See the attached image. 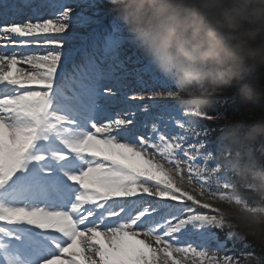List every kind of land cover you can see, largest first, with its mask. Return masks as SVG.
I'll list each match as a JSON object with an SVG mask.
<instances>
[{"label": "snow or ice", "instance_id": "obj_1", "mask_svg": "<svg viewBox=\"0 0 264 264\" xmlns=\"http://www.w3.org/2000/svg\"><path fill=\"white\" fill-rule=\"evenodd\" d=\"M89 24L99 27L78 37ZM126 42L116 17L104 26L62 2H0V264H235L244 255H220L215 209L173 175L185 176L182 145L150 125L155 105L129 103L118 74ZM191 147L183 155L206 167L205 144ZM200 168L188 163V176ZM198 180L208 187L207 175ZM189 226L202 230L199 245L186 242Z\"/></svg>", "mask_w": 264, "mask_h": 264}, {"label": "clouds", "instance_id": "obj_2", "mask_svg": "<svg viewBox=\"0 0 264 264\" xmlns=\"http://www.w3.org/2000/svg\"><path fill=\"white\" fill-rule=\"evenodd\" d=\"M110 3L127 36L170 83L161 96L175 100L190 117L207 114L212 100L233 82L240 83L238 94L245 104L264 92L258 80L244 83L250 70L264 67V0ZM227 124L219 150L204 157L207 166L196 175V179L207 175L226 195L214 194L193 177H181L175 170L173 175L184 190L212 205L218 229L227 230L230 238L255 250L235 264H264V145L259 156L254 150L264 138V114L250 123L240 120Z\"/></svg>", "mask_w": 264, "mask_h": 264}, {"label": "rangeland", "instance_id": "obj_3", "mask_svg": "<svg viewBox=\"0 0 264 264\" xmlns=\"http://www.w3.org/2000/svg\"><path fill=\"white\" fill-rule=\"evenodd\" d=\"M33 2H62L66 6L73 8V15H76L78 11H82V15L89 17L91 20H100L104 26H107L109 21L113 17L117 16V14L114 12L113 5L108 0H33ZM44 18H47V15H45ZM96 27L99 26L95 24L83 25L77 28L75 32L80 33V37L89 36L92 28ZM69 31L73 32V29L70 27ZM75 43L78 45L80 41L76 40ZM118 59L123 65L118 74L124 76V80L122 82L126 85L124 91H126L128 94L129 103L139 104L141 106L155 105L154 107H149V113L152 117L150 120V125L151 123H155L158 126L159 131L166 135L170 140L181 143L182 148L178 150L176 155L180 161L184 162L181 164V166L185 168L184 175L187 177L189 175L187 172V164L193 163L194 165H197V162L196 160L194 162L188 161L187 157L183 155V151H189L190 154H195L197 151L196 148L191 147L195 144L191 142V140L189 141L187 138L182 141L179 140L178 137L184 136V133L178 129H173V127L170 126L168 119L172 118L175 112H171L169 109L170 107L175 106L176 101L166 98L165 96L153 97L151 95L153 92H167L170 87H168L167 84H165L162 80H157L156 76L153 75V69L152 71L147 70L148 66L150 65V60L149 58H146L145 53L141 51L133 42H126L120 47ZM102 66L106 65L102 64ZM117 95L119 96V94ZM221 95L217 97H220ZM132 97H136V99H132ZM140 97H143V99H140ZM113 110L118 111V106ZM144 115L147 114L143 113L141 110V112L137 114L136 119H140ZM147 130H151V127H149ZM149 151L155 153V151L152 149H149ZM193 180L198 184L201 183V181L196 179L195 176H193ZM187 204L192 208H195L198 212H210L209 209H200L197 205H192L191 201H187ZM186 231L191 233L190 238L186 242L199 245V233L202 230L193 229L191 226H189ZM211 231L216 235L217 241L224 245L223 248L219 249L220 255L242 256V254L253 252L252 248L245 246L244 243H241L242 246H239L237 240L229 239L227 230L211 229ZM208 247L210 251H216L218 245L216 242H212L208 245Z\"/></svg>", "mask_w": 264, "mask_h": 264}, {"label": "trees", "instance_id": "obj_4", "mask_svg": "<svg viewBox=\"0 0 264 264\" xmlns=\"http://www.w3.org/2000/svg\"><path fill=\"white\" fill-rule=\"evenodd\" d=\"M110 1V0H108ZM148 59V57L146 56ZM150 63V62H149ZM153 71L157 80H162L168 87H171L170 83L160 75V73L153 67ZM258 80L259 83L264 86V67L250 70L245 76L244 83H250L252 81ZM239 82H233L231 87L226 90L220 97H215L210 107L207 111V119L204 118H192L185 117L183 115L184 110L176 102L175 106L170 107V111L175 112L172 118L168 121L173 129H178L184 133V136L191 142H193L197 147L200 143L205 144V148L201 150L204 154H214L220 148V137L223 131L228 128L227 121H240L244 120L248 123L256 117L264 114V92L258 94L255 101L249 104H245L239 96ZM253 113V115H250ZM215 117H223L222 120L217 121ZM177 121H183L186 124H194L192 126V131H185L178 127ZM264 145V138L257 142L254 146L255 154L259 156V149ZM197 150V149H196ZM197 166L204 167V160L202 156L198 155ZM211 167V164L208 165ZM211 191H218L215 183L209 182L207 185ZM240 243V244H239ZM239 246H242L241 242H238ZM255 251L254 249H252ZM259 255V252H256Z\"/></svg>", "mask_w": 264, "mask_h": 264}, {"label": "bare ground", "instance_id": "obj_5", "mask_svg": "<svg viewBox=\"0 0 264 264\" xmlns=\"http://www.w3.org/2000/svg\"><path fill=\"white\" fill-rule=\"evenodd\" d=\"M0 2H3V0H0ZM78 13L79 14H82V11H78ZM69 32H71V31H69ZM76 35L78 36V37H80L81 36V34L80 33H77L76 32ZM15 38V37H14ZM0 51H3V49H0ZM149 133L151 132V130H147ZM153 151H155V149H152Z\"/></svg>", "mask_w": 264, "mask_h": 264}, {"label": "water", "instance_id": "obj_6", "mask_svg": "<svg viewBox=\"0 0 264 264\" xmlns=\"http://www.w3.org/2000/svg\"><path fill=\"white\" fill-rule=\"evenodd\" d=\"M114 12H115V10H114ZM115 14H116V12H115Z\"/></svg>", "mask_w": 264, "mask_h": 264}]
</instances>
